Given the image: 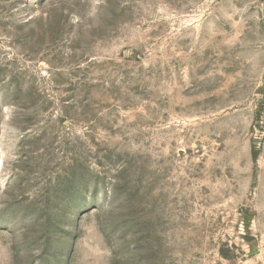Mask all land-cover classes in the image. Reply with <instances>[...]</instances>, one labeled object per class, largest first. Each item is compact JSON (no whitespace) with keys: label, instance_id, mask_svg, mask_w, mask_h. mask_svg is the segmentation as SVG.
Returning a JSON list of instances; mask_svg holds the SVG:
<instances>
[{"label":"rangeland","instance_id":"rangeland-1","mask_svg":"<svg viewBox=\"0 0 264 264\" xmlns=\"http://www.w3.org/2000/svg\"><path fill=\"white\" fill-rule=\"evenodd\" d=\"M0 264H264V0H0Z\"/></svg>","mask_w":264,"mask_h":264}]
</instances>
